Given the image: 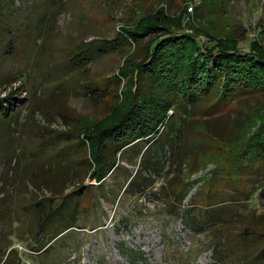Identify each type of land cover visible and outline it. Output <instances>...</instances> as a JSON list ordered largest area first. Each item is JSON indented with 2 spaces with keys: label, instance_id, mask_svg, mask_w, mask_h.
<instances>
[{
  "label": "rangeland",
  "instance_id": "374dc122",
  "mask_svg": "<svg viewBox=\"0 0 264 264\" xmlns=\"http://www.w3.org/2000/svg\"><path fill=\"white\" fill-rule=\"evenodd\" d=\"M60 2V7L51 0L0 4V110L13 105L10 111L19 116L6 129L0 116V262L11 251L5 264H214L223 248V264H247L264 243V187L249 193L238 211H226L215 231L194 233L179 216L191 203L205 202L204 181L232 148L230 131H238V119L254 120L264 110V98L250 95L210 116L196 110L175 139V152L169 139L147 151L146 141L125 147L99 185L88 177L87 150L78 133L114 113L120 92L110 80L126 55L133 60L143 55L148 38L139 48L97 57L71 73L65 66L80 45L116 39L121 28L156 9L173 18L188 10L186 20L205 44L209 34L240 39L236 47L242 52L252 40L264 47V0ZM104 85L109 91L104 98L87 91ZM82 184L88 187L66 200L65 214L74 215L57 222L58 240L45 254L32 251L40 205L60 206ZM139 184L146 187L133 191ZM188 191L180 215H169L176 213L169 207L174 197Z\"/></svg>",
  "mask_w": 264,
  "mask_h": 264
},
{
  "label": "trees",
  "instance_id": "16d2710c",
  "mask_svg": "<svg viewBox=\"0 0 264 264\" xmlns=\"http://www.w3.org/2000/svg\"><path fill=\"white\" fill-rule=\"evenodd\" d=\"M51 1H56V7L61 4L60 0ZM7 2L12 3L13 0H0V4ZM51 8L54 9V6ZM187 11L185 9L181 15L173 18L163 10L156 9L141 17L133 26L121 28L116 39L102 40L97 44L84 43L69 58L65 67L71 73L81 66L89 65L97 57L118 53L130 46L139 48L148 38L143 55L136 60L126 55L118 75L110 80L120 92V99L113 106V109L116 108L114 113L101 125L85 128L83 133H78L84 139V149L87 150L84 161L89 166L88 177L97 184L104 182L114 169L117 153L133 143L146 141L147 151L153 146L160 147L169 139L175 152V139L184 131L187 117L196 110L201 109L205 116H210L227 104L250 95L264 98V47L257 40H252L250 50L242 52L236 47L240 39H217L209 34L204 35L206 44L200 42L196 27L186 20L185 16L189 15ZM189 27L193 29L191 33L186 32ZM121 82L125 84L120 89ZM105 86L88 88L87 91L92 96L96 93L104 98L109 94ZM97 90L103 94L99 95ZM1 103L4 106L7 101ZM12 107L0 110H5L0 114L6 121L5 129L10 125L14 127L19 120L18 114L10 111ZM252 117L255 119H238V131H230L235 138L230 143L232 148L204 181L207 190L205 202L200 205L191 203L185 216H181L179 212L188 191L184 196L177 197V194L174 197L176 202L169 206L170 209H176V213L171 214V210L168 214L176 217L180 215L179 218L194 233L215 231L226 211H238L237 207L248 199L249 193L264 187V110ZM238 183L240 185L237 187ZM216 184L219 189L213 190ZM84 187L88 186L82 184L64 196L60 206L53 207L48 203L40 205L42 210L37 211L32 251L45 254L52 248L59 236L56 233L57 222L63 216L71 219L74 215V211L65 214L67 198L70 194L78 195ZM144 187L145 184H139L133 191ZM174 204L178 205L177 208H174ZM44 236H48V241L44 240ZM218 252L214 261L223 264L227 250L221 248ZM10 254L11 251H7L0 263L5 264ZM262 260L264 243L247 264H263Z\"/></svg>",
  "mask_w": 264,
  "mask_h": 264
}]
</instances>
